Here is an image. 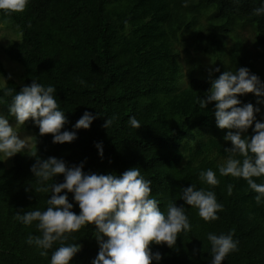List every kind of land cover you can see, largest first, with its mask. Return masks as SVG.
Here are the masks:
<instances>
[{"label": "trees", "instance_id": "16d2710c", "mask_svg": "<svg viewBox=\"0 0 264 264\" xmlns=\"http://www.w3.org/2000/svg\"><path fill=\"white\" fill-rule=\"evenodd\" d=\"M0 22L23 68L0 107L38 138L0 161V264H264V73L238 33L264 63V0H0ZM183 44L206 81L182 83Z\"/></svg>", "mask_w": 264, "mask_h": 264}, {"label": "rangeland", "instance_id": "374dc122", "mask_svg": "<svg viewBox=\"0 0 264 264\" xmlns=\"http://www.w3.org/2000/svg\"><path fill=\"white\" fill-rule=\"evenodd\" d=\"M254 27L245 26L238 31L240 37L244 41V45L249 52L250 57L254 60L258 70L264 73V63L259 58V49L254 43ZM255 31V30H254ZM185 39V37H184ZM19 41V34L6 23L0 22V67L14 81L22 83L23 68L21 65L8 60L3 54L2 49L9 44ZM231 41H228L230 45ZM184 44L177 47L179 51V62L182 70V83H186L189 76L207 78L213 74L214 60L211 57L201 55L199 52L192 50L185 51ZM199 66L197 70L192 71L194 65ZM206 81V80H205ZM6 85V80L0 72V88ZM185 85H181L183 88ZM38 143L37 135L29 129L23 116L7 117L0 107V161L10 166L15 154L21 153L24 155H32L34 148Z\"/></svg>", "mask_w": 264, "mask_h": 264}]
</instances>
